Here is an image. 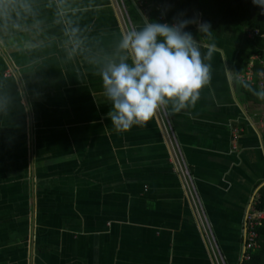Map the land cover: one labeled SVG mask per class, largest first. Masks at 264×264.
I'll return each instance as SVG.
<instances>
[{"label": "crops", "instance_id": "0c3cea01", "mask_svg": "<svg viewBox=\"0 0 264 264\" xmlns=\"http://www.w3.org/2000/svg\"><path fill=\"white\" fill-rule=\"evenodd\" d=\"M199 21L185 30L212 56L195 102L117 131L102 88L131 30L117 0H0V264H216L208 227L240 264L264 199V101L239 83L264 73L238 78L258 55L237 71L245 27L210 39Z\"/></svg>", "mask_w": 264, "mask_h": 264}, {"label": "clouds", "instance_id": "9594fccd", "mask_svg": "<svg viewBox=\"0 0 264 264\" xmlns=\"http://www.w3.org/2000/svg\"><path fill=\"white\" fill-rule=\"evenodd\" d=\"M264 12V0H251ZM191 20L179 23L146 22L123 34L122 55L102 73L103 95L110 104L107 113L117 131L145 126L161 105L171 103L176 111L195 102L210 78L212 49L202 54L199 42L186 31ZM208 34V22L198 24Z\"/></svg>", "mask_w": 264, "mask_h": 264}, {"label": "trees", "instance_id": "16d2710c", "mask_svg": "<svg viewBox=\"0 0 264 264\" xmlns=\"http://www.w3.org/2000/svg\"><path fill=\"white\" fill-rule=\"evenodd\" d=\"M155 3L161 4L162 9L152 8L149 22L159 21L161 14H165L170 23L174 21L179 23L182 20L193 21L201 13V23L208 22L211 25L210 33H201L206 38H221L229 28L253 27L260 29L264 34V12L253 5L251 0H182L175 4H170V0H155ZM129 13L133 21L141 16L134 5L129 9ZM191 26L192 23L189 24L188 28ZM252 46L251 50H242L238 54L237 71L247 66L252 55L264 54V37H255ZM255 71L258 75L259 72L264 73V68L256 63ZM239 85L249 99L256 102L264 101V94L260 92L258 86L248 82H241ZM258 206L264 208V199ZM259 232L263 241L261 243L262 249L253 253L248 264H264V225L259 229Z\"/></svg>", "mask_w": 264, "mask_h": 264}, {"label": "built area", "instance_id": "2783aa9c", "mask_svg": "<svg viewBox=\"0 0 264 264\" xmlns=\"http://www.w3.org/2000/svg\"><path fill=\"white\" fill-rule=\"evenodd\" d=\"M132 3L135 8L140 13L141 17L144 20L149 21L150 13L152 8L156 7L157 10L162 9L161 4H156L155 0H117L118 8L121 12V14L125 17L126 21L129 23L131 30L135 29L132 23V19L129 13V8L127 5V2ZM160 22H169L165 14H161L159 16ZM200 22V21H199ZM177 23V22H173ZM245 32L250 39H254L255 37H264V34L261 32L258 28L253 27H245ZM258 61L263 67H264V54L263 55H255L252 59V64L248 70L243 72L241 75L238 76L240 80L243 81H251L253 80L254 76V62ZM7 75L12 74V70L8 69L6 72ZM259 88L264 92V74H261L258 82ZM176 160L179 164L180 170L183 173L187 187L190 191V194L192 195L195 203L197 206L200 204V199L198 197V194L195 189V185L193 182L192 175L190 173V170L185 163V160L182 158L180 152L175 153ZM199 208V207H198ZM207 224V222H206ZM264 225V208H258L257 204H254L250 211L247 214L246 219V232H245V250L241 257L240 264H248V262L252 258V252H254L257 249H260L262 247L260 242V232L259 229ZM208 231L206 232L207 238L209 240L212 252L214 254V258L216 260V264H226L224 261V258L222 256V253L220 252V249L217 245V242L215 240L214 235L212 232H210V227H208Z\"/></svg>", "mask_w": 264, "mask_h": 264}, {"label": "rangeland", "instance_id": "374dc122", "mask_svg": "<svg viewBox=\"0 0 264 264\" xmlns=\"http://www.w3.org/2000/svg\"><path fill=\"white\" fill-rule=\"evenodd\" d=\"M182 0H170L171 4H175L176 2H181ZM128 8L131 9L133 7V4H131L129 1L127 2ZM199 17H201V13H199ZM201 22V21H200Z\"/></svg>", "mask_w": 264, "mask_h": 264}]
</instances>
